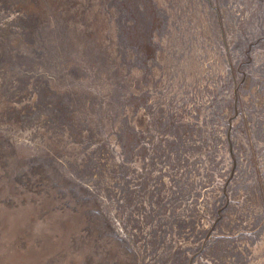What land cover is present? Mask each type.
Returning a JSON list of instances; mask_svg holds the SVG:
<instances>
[{"label":"rangeland","instance_id":"obj_1","mask_svg":"<svg viewBox=\"0 0 264 264\" xmlns=\"http://www.w3.org/2000/svg\"><path fill=\"white\" fill-rule=\"evenodd\" d=\"M0 264H264V0H0Z\"/></svg>","mask_w":264,"mask_h":264}]
</instances>
